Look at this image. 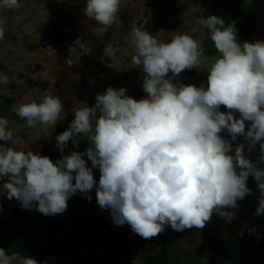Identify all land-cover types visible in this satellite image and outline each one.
Returning a JSON list of instances; mask_svg holds the SVG:
<instances>
[{
  "label": "clouds",
  "instance_id": "obj_1",
  "mask_svg": "<svg viewBox=\"0 0 264 264\" xmlns=\"http://www.w3.org/2000/svg\"><path fill=\"white\" fill-rule=\"evenodd\" d=\"M120 3L86 0L83 11L106 31L115 22ZM0 7L16 9L20 4L0 0ZM195 24L208 30L220 54L207 70L206 87L173 82L206 59L201 41L178 34L159 42L147 30L133 28L132 63L142 71L146 96L137 100L126 94L125 87L111 86L98 93L94 105L77 109L69 128L56 136L62 155L55 162L9 147L13 132L8 120L0 118V141L7 142L0 144L4 181L0 188L7 199L54 216L67 210L69 198L77 192L91 202L95 186L97 204L110 210L115 225L128 224L149 239L166 225L175 231L202 229L214 213L231 221L234 213L225 209H235L237 201L251 193L247 186L251 175L260 191L256 215L264 214V167L259 166L264 164V40L241 44L234 26L226 27L217 15L199 16ZM0 82L8 83V77L0 76ZM221 106L227 111H220ZM62 107L58 97L45 96L15 111L30 127L37 123L53 127L61 119ZM224 130L231 141L242 136L250 147L259 143V160L245 155L243 143L233 151V144L221 135ZM79 139L90 145L83 152L64 155L70 141L78 148ZM93 168H99L98 183ZM0 264H11L4 248ZM22 264L38 262L27 256Z\"/></svg>",
  "mask_w": 264,
  "mask_h": 264
},
{
  "label": "rangeland",
  "instance_id": "obj_2",
  "mask_svg": "<svg viewBox=\"0 0 264 264\" xmlns=\"http://www.w3.org/2000/svg\"><path fill=\"white\" fill-rule=\"evenodd\" d=\"M18 2L16 9L0 7V26L4 28L0 76L8 77V83L0 82V104L5 107L0 108V118L8 120L13 132L9 147L48 156L53 162L62 155L56 136L69 128L77 109L94 105L98 93L111 86L125 87L126 94L137 100L146 96L142 71L132 63L133 28L147 30L159 42H169L178 34L202 42L206 59L197 68L184 70L174 83L206 87L207 70L220 56L208 30L195 24L199 16L221 17L218 0H121L117 18L106 31L85 16L86 0ZM224 11L230 18L226 27L234 26L241 44L264 40V0H227ZM71 46L74 51L69 52ZM45 96L61 100V119L53 127L28 126L15 109ZM220 111L227 109L221 106ZM248 124L246 121V129ZM221 135L233 144V151L236 144L243 143L248 158L258 161L261 157L259 143L250 147L242 136L231 141L227 130ZM89 145L87 139H79L78 148L70 141L63 154L83 152ZM83 158L91 167L87 156ZM93 174L98 183L99 168H93ZM3 183L0 180V187ZM247 186L251 193L238 200L235 209H225L234 213L231 221L214 213L202 229L175 231L166 225L162 233L149 239L134 233L128 224L115 225L110 210L97 204L95 186L91 202L77 192L69 198L67 210L54 216H45L35 207L22 208L0 188V238L17 239L34 249L54 241L62 245V252L47 254L39 264H118L117 260L133 264H264V214L256 215L260 191L251 175ZM9 257L11 264L24 260L20 254Z\"/></svg>",
  "mask_w": 264,
  "mask_h": 264
},
{
  "label": "trees",
  "instance_id": "obj_3",
  "mask_svg": "<svg viewBox=\"0 0 264 264\" xmlns=\"http://www.w3.org/2000/svg\"><path fill=\"white\" fill-rule=\"evenodd\" d=\"M226 1L227 0H218L217 10L220 16L225 21V24L227 25L230 21V18L227 12L224 11V8L226 6ZM0 108H5V107L4 105L0 104ZM0 248H4L6 250L7 255L20 254L23 258L27 256H31L38 262V264L47 254L51 252H62L63 251L62 245L55 241L39 249H34L23 241H20L17 239H5V238H0ZM117 263L118 264H133V263H122L118 260H117Z\"/></svg>",
  "mask_w": 264,
  "mask_h": 264
}]
</instances>
